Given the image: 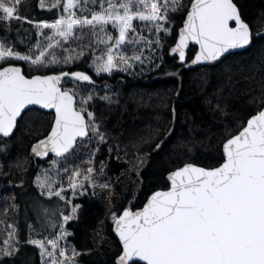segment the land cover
<instances>
[{"label":"snow or ice","instance_id":"obj_1","mask_svg":"<svg viewBox=\"0 0 264 264\" xmlns=\"http://www.w3.org/2000/svg\"><path fill=\"white\" fill-rule=\"evenodd\" d=\"M26 7V0H0V21L7 28L12 21L18 22L17 29L35 23L40 37L24 51L0 40V147L15 139L33 111L30 106L54 110L48 133L31 149L38 158L55 157L36 183L41 195L56 197L71 208L67 214L65 207L52 212L45 208L46 226L55 234L26 243L47 258L44 264H79L82 253L68 244L74 235L68 226L79 219L81 207L73 199L88 194L89 188L93 195L97 187L111 190L99 179L104 170L96 171L94 154L101 145H107L109 154L120 146L110 143L106 121L94 109L93 75L66 69L88 63L95 76L111 77L134 73L138 66L159 67L165 38L173 35L181 18L177 14L186 5L184 0H52L48 7L61 9L53 22H34L23 15ZM40 7H45L43 0ZM185 15L176 33L178 42L170 46V54L181 64L190 44L199 46L192 65L223 63L252 44L253 29L234 0H191ZM149 139L142 137L138 143L147 144ZM161 144L157 142L156 149ZM85 149L90 150L89 167H74L71 172L64 167L65 187L61 162ZM167 180L168 190L153 192L138 210L129 204L109 216L122 245L118 264H264V93L258 112L224 137L218 165L186 163L171 171ZM29 228L36 231L31 224ZM19 248L16 228L9 225L0 256L10 257Z\"/></svg>","mask_w":264,"mask_h":264},{"label":"trees","instance_id":"obj_2","mask_svg":"<svg viewBox=\"0 0 264 264\" xmlns=\"http://www.w3.org/2000/svg\"><path fill=\"white\" fill-rule=\"evenodd\" d=\"M234 2L253 29V45L216 66L186 69L177 58L169 56L170 46L176 41V33L191 3L185 0L186 7L177 14L181 18L175 22L176 28L159 67L133 76L115 73L111 77L95 76L88 63L66 69L93 75L97 95L94 109L106 121L112 137L110 143L120 146L118 152L109 154L107 145H101L94 154L96 171L101 167L104 170L99 179L109 183L111 190L97 187L93 195L89 188L88 194L73 199V204L81 207L79 219L68 226L74 233L68 237V244L82 253L77 257L79 264H116L121 245L112 231L111 213L129 204L139 209L153 192L168 189L167 175L186 163L202 167L218 165L224 137L258 112L259 97L264 93V0ZM26 3L23 15L34 22H51L61 14L59 8L42 9L40 0H26ZM17 23L12 21V27L7 28L0 21V40L14 43L24 51L38 41L37 29L35 23L20 24L17 29ZM196 50L190 49V60ZM104 95L111 99H101ZM53 120V114L40 110L28 112L15 139L6 148L0 147V220L3 221L0 247L9 225L15 226L20 241L19 251L10 257L0 256V264H44L47 259L26 241L55 234L43 230L31 212L34 199L58 200L41 195L36 183V177L51 167L50 160L55 157L41 161L31 151L33 144L48 133ZM142 137H150L147 144L138 143ZM157 142H162L158 150ZM89 155L90 150L85 149L61 162L60 180L65 187L68 173L62 169L67 167L71 172L74 167L88 168ZM61 204L67 214L71 206H64L63 201ZM30 224L36 231L29 228Z\"/></svg>","mask_w":264,"mask_h":264},{"label":"rangeland","instance_id":"obj_3","mask_svg":"<svg viewBox=\"0 0 264 264\" xmlns=\"http://www.w3.org/2000/svg\"><path fill=\"white\" fill-rule=\"evenodd\" d=\"M43 2H44L45 7H41V8L42 9H47V8H49L48 5L52 2V0L51 1L50 0H46V1H43ZM184 3H185V0H184ZM51 22H53V21H51ZM45 32H48V30H45ZM173 33H174V30H173ZM144 34L148 35L146 30H145ZM171 37L172 36H167L165 38V45H164L163 53L165 51V46L169 42ZM39 39H40V37L38 36V40ZM163 57H164V55H163ZM151 68H153L151 65H145L143 70H141L139 68V66H138L134 73H131V74L127 73V72H117V73H123V74H127V75H130V76H133L135 74H139V73H142V72L150 71ZM155 68H157V67H155ZM61 205H62L61 201H59V200L48 202V201H43V200H40V199H34L31 202V212H32L34 218L37 220V222L40 225V227H41V225H45L44 227H41L43 230L48 231V232H54L53 229H51L50 227L46 226L45 216H44V209L47 208V209H49V212H52V211H56L58 207H61ZM38 217H39V220H38ZM55 219L57 221L60 220V216H59L58 212H57V215H56Z\"/></svg>","mask_w":264,"mask_h":264},{"label":"water","instance_id":"obj_4","mask_svg":"<svg viewBox=\"0 0 264 264\" xmlns=\"http://www.w3.org/2000/svg\"><path fill=\"white\" fill-rule=\"evenodd\" d=\"M235 3V2H234ZM239 8V7H238ZM240 10V9H239ZM243 18V17H242ZM185 19H186V16H185ZM183 25V24H182ZM182 27V26H181ZM253 36H254V33H253ZM176 42H178V35H177V38H176ZM252 45H253V41H252V44L251 45H249L248 47H247V49H244V50H237V51H239L240 53H242V52H245V51H247V50H249L251 47H252ZM192 47H194V48H196L197 50H196V53L198 54V50H199V46L198 45H194V44H190L189 45V48H188V50H187V53H186V61L183 63V64H181V62L178 60V63L180 64V65H182V66H184L186 69H197V68H203V67H210V66H216V65H218V64H220V62L219 61H217V62H215V63H207V64H203V65H192L191 64V60L189 59V51H190V49L192 48ZM169 56L170 57H172V58H177V57H175V56H173V55H171L170 54V49H169ZM178 59V58H177ZM53 74V73H52ZM67 79V78H66ZM30 108H32L33 110H40V111H42V112H45V113H49V114H53L54 115V110H45V109H39L38 108V106H30ZM27 111V110H26ZM54 121V120H53ZM39 141V140H38ZM37 141V142H38ZM35 144V143H34ZM34 144H33V146H34ZM156 150H158V149H156ZM50 157H54V154H50ZM41 161H45V160H47V159H41V158H39ZM195 165V164H194ZM195 166H198V165H195ZM200 167H202V166H200ZM169 175V174H168ZM167 175V176H168ZM166 181H167V184H168V186L170 187V182L167 180V177H166ZM165 190H168V189H165ZM160 191H163V190H160ZM138 210V209H137ZM112 231H113V229H112ZM113 234H114V236L118 239V241H119V238H118V236L115 234V232L113 231ZM120 243V242H119ZM121 245V244H120ZM121 248H122V245H121ZM116 264H118V257L116 258Z\"/></svg>","mask_w":264,"mask_h":264}]
</instances>
